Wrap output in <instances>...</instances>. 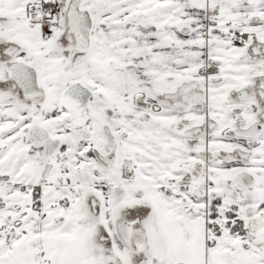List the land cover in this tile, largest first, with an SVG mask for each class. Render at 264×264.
<instances>
[{"label": "snow or ice", "instance_id": "6c2138e0", "mask_svg": "<svg viewBox=\"0 0 264 264\" xmlns=\"http://www.w3.org/2000/svg\"><path fill=\"white\" fill-rule=\"evenodd\" d=\"M0 264H264V0H0Z\"/></svg>", "mask_w": 264, "mask_h": 264}]
</instances>
